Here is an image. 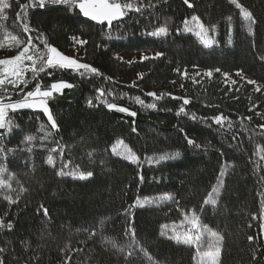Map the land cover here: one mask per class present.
<instances>
[{"label": "trees", "instance_id": "16d2710c", "mask_svg": "<svg viewBox=\"0 0 264 264\" xmlns=\"http://www.w3.org/2000/svg\"><path fill=\"white\" fill-rule=\"evenodd\" d=\"M237 2L256 21L251 34L248 22L230 0H189L192 7L184 0H135L137 6L145 7L129 13L121 22H113L111 30L79 15L78 9L69 13L64 6L30 7L27 20L19 21L20 6L29 0H9L7 19L0 21V40L16 35L26 42L31 35L43 51V43L37 38L43 34V39L62 53L75 49L76 58L103 75L82 78L70 70H54L52 77L40 74L26 91L37 82L46 86L53 80H65L74 85L48 100L58 130L51 129L42 111L29 109L9 112L11 131L0 129L4 133L0 145L14 150L0 153V166L5 169L0 179L11 185L10 189L0 187V219L5 225L9 221L13 224L12 229L0 228L3 264H196L195 247L177 244L160 234L162 224L170 225L168 236L173 234V224L177 230L187 227L181 224V210L194 211L201 225L223 236L221 264H264V234L259 219L264 160L253 155L257 145L264 148V129L259 127L264 124V60L260 58L264 56V0ZM193 15L209 28V35L211 26L216 25L212 48L205 49L193 33L183 31L184 21ZM24 22L32 29L30 33L23 31ZM160 26L169 29L167 36L144 34ZM73 37L87 43L77 45ZM20 47L0 48V58L16 55ZM156 52L164 55L151 59ZM128 53L136 57L128 58ZM141 56L150 59L141 61ZM191 68L213 70V75L195 76L188 73ZM237 71L243 73V79L237 76L235 85L231 81L226 84L223 73ZM183 72L187 78L180 75ZM257 86L262 91L257 92ZM98 87L114 89L107 100L137 115L131 117L97 104L94 98ZM9 91L11 100L21 98L18 89L9 86ZM148 92H155L161 99L148 97ZM136 96L145 103H156V108H142L135 103ZM173 97L189 98L185 110L189 115L208 118L207 122L177 116L183 101ZM90 98L93 106L87 103ZM217 114L228 116L232 128L227 123L215 125L210 118ZM185 135L201 148L188 146ZM28 136L33 137L31 152L27 151ZM117 140H123L140 157V167L112 152ZM61 144L63 153L50 151ZM173 152L180 154L173 160L158 164L145 160ZM50 154L52 164L46 163ZM225 165L219 195L213 197L217 203L205 204ZM60 171L76 176L91 171L93 176L73 179L72 175H57ZM138 173L143 175V183ZM166 194L172 199L132 207L137 196L143 199ZM5 195L16 203L9 204ZM129 226L134 236L126 234Z\"/></svg>", "mask_w": 264, "mask_h": 264}, {"label": "snow or ice", "instance_id": "6c2138e0", "mask_svg": "<svg viewBox=\"0 0 264 264\" xmlns=\"http://www.w3.org/2000/svg\"><path fill=\"white\" fill-rule=\"evenodd\" d=\"M232 4L236 6L240 10V15L243 17L245 21L248 22V32L252 33L251 25L255 24V20L252 14L245 9L241 4L237 2V0H230ZM184 3L189 7L192 5L189 3V0H184ZM48 5L53 6H64L69 13L74 12L78 9V14L83 17L88 18L91 21L96 22L100 25H107L109 30H111L113 26V22H121L125 17L132 12H141V10L145 7L144 4H140L137 6L135 0H29L28 4H22L20 6L21 11L17 13V20L26 21L27 20V10L32 7H39L41 9L45 8ZM10 7L9 0H0V21L6 20V10ZM230 22L232 17L227 18ZM23 31L25 33H30L32 29H30L27 22L22 24ZM179 32V29L177 30ZM183 31L185 33H193L195 37L199 40L200 44L203 45L205 49H210L216 43L215 40V32L216 25L211 26L212 35H209V28L206 27L203 23H201L200 18L196 15H193L190 20L186 19L184 21ZM229 35H231V26L229 23ZM147 36L153 38L165 37L169 34V29L164 26L156 27L154 30L150 32L144 33ZM38 39H41L43 43L44 50H40L34 43L33 37L31 35L28 36L27 41H23L19 39L16 35H6L4 40H0V48L5 46L7 47H20V50L16 55L11 56L6 59H0V129H5L7 131H11L12 120L9 119V112H17L18 110H39L42 111L43 114L47 117L48 123L51 125V129L58 130V125L49 109L48 100L51 98L54 93H62L64 89H70L74 87L73 84L65 81V80H53L50 85H42L37 82L35 87L32 90L26 91V87L32 82L36 81L40 74L46 73L49 77H52L54 74V70L60 71H71L74 74H78L82 78L86 77H100L103 74L99 72V70L93 67L89 63H83L80 59L75 57H70L63 54L58 50L57 47L50 44L46 39H43V34H40ZM110 38V37H109ZM77 45H85L87 41L83 39H78L76 37L72 38ZM231 43V40H229ZM106 47V45H105ZM164 53L156 52L154 57L151 59H158L162 57ZM264 60V56L260 57ZM117 59H122L121 57H117ZM150 59L147 56H141L140 60L145 61ZM131 63V62H130ZM177 71H179L177 69ZM215 72L219 73L220 69L216 68ZM31 75L28 76L27 74ZM181 76L187 78V73H180ZM197 76L201 74L196 73ZM204 76L211 78L213 75V70H206L203 73ZM225 79V83L227 84L231 78L228 73H223ZM237 76H240L243 79V73L241 71H237ZM143 74H139V77L142 78ZM105 80L110 81V77H103ZM135 81H133V86H135ZM248 84H256L254 80H247ZM231 84L235 85L236 81L231 80ZM20 85H24L25 87H20ZM9 86L13 90L18 89L17 95L21 96L20 99L11 100L12 92L9 91ZM183 87V85H181ZM257 92L262 91V89L257 86L255 89ZM97 93L95 96V101L97 104H103L108 110H115L120 113H125L131 117H135L137 112L131 111L130 108L120 106L117 103L109 102L107 100V96L114 95L115 90L109 89L105 90L102 87H98L95 89ZM126 95V94H124ZM148 97H153L155 100L161 99L160 96H157L155 92L146 93ZM135 103L140 105L142 108L147 109H155L156 103H145L140 96H136L133 98ZM173 99L182 100L183 103L176 112L177 116L183 114L184 116H188L189 119L196 121L198 119H203L207 122L208 118L197 117L195 113L189 115V113L185 110L186 105L190 103L189 98L187 97H173ZM7 100V102H6ZM89 106H93V99L90 98L87 101ZM257 115H260L257 113ZM211 121L215 125L223 126L227 123L229 129L233 126V121L228 118V116L223 114H217L212 116ZM247 119H251L248 117ZM243 126V125H242ZM43 128V125L41 126ZM261 129H264V124L259 125ZM133 132H136V128H132ZM181 132H184V129H180ZM51 135V133H48ZM4 133H0V139H3ZM46 138V137H45ZM184 139L187 141L188 146L195 149H200L201 145L196 143L195 140L190 139L185 135ZM32 136L26 137V143L28 144L27 151H32ZM13 149H5L2 145H0V153L7 154V152H13ZM51 152L60 151L63 153L64 148L61 144L58 148H53L50 150ZM112 152L117 156H122L125 160L130 161L132 164L137 165V167L141 166V159L138 157L131 149L128 148L126 144H124L123 140H117L116 143L112 146ZM180 154L178 152L173 153H165L157 157H145V160L151 164L153 162L160 163L161 161H169L175 159ZM253 155H259L261 160H264V148L260 145H257L256 152ZM46 163L52 164L53 157L50 154L47 158ZM64 167H68V162L64 163ZM227 166H222L220 174L216 178V185L213 186L211 192L208 193V196L205 197V204L215 205L217 200L213 198L214 196L219 195V188L223 184V178L225 175V171ZM5 172V169L0 166V175ZM59 176L72 175L73 179H87L93 176L91 171L87 173H80L79 176H76L74 173H66L64 171H60L57 173ZM139 176V180L141 183L144 181L143 175L140 173L137 174ZM12 179L11 175L8 177ZM264 179V178H262ZM0 187L11 188V185L7 180L0 179ZM23 191V189H21ZM4 199L8 201L9 204L16 203L10 196L5 195ZM172 197L170 195H163L160 197H144L141 199L137 196L136 200L132 207H144L152 204H159L162 201L171 200ZM43 207V205H41ZM127 212V210H125ZM181 214L184 219L181 221V224H187L188 228L186 231H177L176 225H171L173 234L168 236L166 229L170 227L168 224H162L161 227V236H167L169 239L174 240L177 244H184L191 247L196 248V255L193 257L196 260V264H221L220 257L222 251V243L223 236L215 230L210 229L207 225L200 224V217L194 212L189 210V213H184L181 210ZM44 215H48V210L44 209ZM252 219H257L255 213L252 214ZM260 231L264 234V193H261V201H260ZM6 227L8 229L13 228V224L9 221L6 225L4 224L3 219H0V228ZM132 233L134 236V229L129 226L126 229V234ZM205 235L207 236V240L205 241ZM248 240L252 241L253 237L248 236ZM115 246V245H114ZM5 249L0 248V252H4ZM140 251L143 252L146 256L148 255L144 248H140ZM151 260V257H148ZM0 264H3V261L0 260Z\"/></svg>", "mask_w": 264, "mask_h": 264}, {"label": "rangeland", "instance_id": "374dc122", "mask_svg": "<svg viewBox=\"0 0 264 264\" xmlns=\"http://www.w3.org/2000/svg\"><path fill=\"white\" fill-rule=\"evenodd\" d=\"M63 54H65V55H67V56H70V57H75V49L74 50H72V51H70V52H68V53H63ZM126 56H128V58H134V57H136V54H134V53H128V54H126ZM76 58V57H75ZM0 59H3V58H0ZM6 59V58H5ZM200 73L201 75H203V71L202 70H200V69H198V68H191L189 71H188V73H190V74H192V75H195V76H197L196 75V73ZM229 77L231 78V80H235V78L237 77V75L236 74H231V75H229ZM231 80H229V81H231ZM186 224V223H185ZM187 227H188V225H187ZM187 227H183V228H179L177 231H186L187 230Z\"/></svg>", "mask_w": 264, "mask_h": 264}]
</instances>
